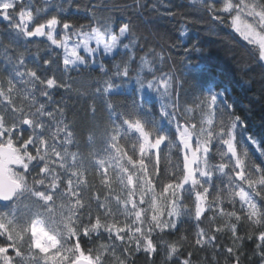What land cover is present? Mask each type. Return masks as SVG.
Instances as JSON below:
<instances>
[{
  "label": "snow or ice",
  "instance_id": "1",
  "mask_svg": "<svg viewBox=\"0 0 264 264\" xmlns=\"http://www.w3.org/2000/svg\"><path fill=\"white\" fill-rule=\"evenodd\" d=\"M193 2L206 6L220 23L227 17L217 13L229 14L230 26L258 48L264 61V0ZM137 6L147 7L139 0ZM49 7H34L33 0H0V21L7 22L8 29V44L0 41L5 61L0 72L6 73L0 80V264H130L134 253L151 257L158 244L166 245L168 260L193 264L192 253L181 252L187 236L171 242L153 239L156 233L178 231L182 216L195 221L198 249L218 250L217 233L227 230L232 244L224 251L231 264H240L241 246L253 238L255 254L264 264V139L247 134L246 122L236 115L226 90L209 88L192 102L194 107L183 110L182 120L172 100L174 78L154 69L145 53L139 67L146 75L138 73L136 78L139 96L123 111L106 104L109 123L99 133L98 148L99 126H94L86 157L67 120L63 96H56L71 90L65 76L80 65L94 64L91 58L98 52L132 60L137 47L133 26L120 21L115 31L112 17L105 15L106 0H92L87 6L95 26L73 23L47 12ZM40 37L62 49V59L46 58L42 64L33 60L29 67L15 46L22 39L33 42ZM127 60L115 65V77L129 78ZM121 84L108 78L95 91L109 96ZM157 99L163 101L159 119L154 113ZM92 112L95 120L94 107ZM160 121L166 122L164 127ZM161 145L179 153L175 163L164 157L163 170ZM253 148L259 153L255 160ZM90 172L99 177L103 198L85 199ZM114 184L120 186L119 193ZM244 225L255 233L241 235ZM94 240L99 241L96 247H89Z\"/></svg>",
  "mask_w": 264,
  "mask_h": 264
},
{
  "label": "trees",
  "instance_id": "2",
  "mask_svg": "<svg viewBox=\"0 0 264 264\" xmlns=\"http://www.w3.org/2000/svg\"><path fill=\"white\" fill-rule=\"evenodd\" d=\"M91 2L92 0H33V5L42 7L50 3L52 7H49L47 12L55 11L73 23L95 26V21L91 20L90 13L87 11V6ZM106 3L109 8L105 15L112 17V26L115 31L118 32L120 21L131 22L137 47L131 54L132 60L121 56L113 58V56L105 57L97 54L93 58L94 64L80 65L76 71L65 76V80L72 85L71 90L68 92L61 90V95H57L56 99L61 100L63 96L67 120L76 129L77 144L84 156H88V137L95 125L99 126L95 129V144L97 148L101 144L99 133L109 123L106 104L111 102L114 108L123 111L131 105L134 98L139 96L136 78L138 73L146 75L140 72L139 67L140 57L145 53H149L148 58L153 61L154 69L169 73L174 78L175 94L172 100L181 109L177 112L179 118L183 120L185 118L183 110L186 107H194L192 102L206 95L209 88L221 92L226 90L227 98L233 104L236 115L241 116L246 122L247 134L254 135L257 139H264V61L259 60V50L255 45L249 44L234 32L230 26L229 14L217 13L227 17L224 23H220L212 19L206 6L194 3L193 0H139L140 5L147 7H138L137 0H106ZM168 12L172 14L169 15ZM45 14L42 13V15ZM102 19L103 16H101ZM6 24L7 22L0 21V41L4 44H8ZM181 31H184L185 35L181 36ZM15 47L18 52L24 53L29 67H33V60L42 64L43 59H62L63 56L62 49L50 46V42L44 38H33V42L25 38ZM120 51L122 52L123 49ZM153 53L159 55L156 56ZM122 60H127L129 78L113 75L115 65L120 64ZM4 64V57L0 51V69L4 67ZM101 65H103V71H101ZM61 67H63L62 64ZM157 74L161 73L157 72ZM5 77L6 73L0 72V80ZM108 78L113 79L117 84H121V80L124 82L115 93L100 97L95 89ZM162 102L159 99L155 102L154 113L157 119H159L158 113ZM93 107L95 120L92 119ZM193 115L189 114L188 118ZM160 124L164 127L166 122L160 121ZM161 148L163 151L160 166L163 170L164 157L170 156L175 163L179 153L175 148L169 152L165 145H161ZM252 153L255 160L259 153H256L254 148ZM87 179L90 187L85 188V199L93 195L103 198L105 189L101 186L99 177L90 172ZM113 187L116 193L120 192L118 184H114ZM157 191H159V185H157ZM209 199H211V193ZM184 203L190 204L189 201ZM91 204L95 210V200H91ZM113 207H115L114 202ZM216 223H221L220 218H217ZM194 224L195 221L182 216L178 223V231L156 233L153 239L156 241L162 237L163 241L171 242L184 235L188 239L187 242H182L181 252L185 254L191 252L193 264H231V257L224 251V248L232 244L227 230L217 233L218 250H214L211 246L201 250L194 244ZM239 231L243 235L246 231L255 233L256 229L244 225ZM98 242L89 241L88 246L95 248ZM166 251L165 244H158L157 252L151 257L143 252L134 253L130 264H176L175 260L167 259ZM240 251L242 252L240 264H261V257L255 254V238L245 239ZM117 252H120L119 248Z\"/></svg>",
  "mask_w": 264,
  "mask_h": 264
},
{
  "label": "rangeland",
  "instance_id": "3",
  "mask_svg": "<svg viewBox=\"0 0 264 264\" xmlns=\"http://www.w3.org/2000/svg\"><path fill=\"white\" fill-rule=\"evenodd\" d=\"M233 29V28H232ZM234 30V29H233ZM235 32V31H234ZM235 33H237V32H235ZM238 34V33H237ZM239 35V34H238ZM240 36V35H239ZM40 38H43V37H40ZM44 39H46V38H44ZM73 39H75V38H73ZM246 41V40H245ZM70 43H71V41H70ZM92 47H95V44H94V42H93V44L91 45ZM80 52H81V54L82 55H85L84 53H83V49H80ZM97 54H102V52H98ZM96 54V55H97ZM103 55V54H102ZM105 56V55H104ZM110 56H112V55H108V56H105V57H110ZM93 58L94 57H92L91 58V60H93ZM89 64H93V63H91V62H89Z\"/></svg>",
  "mask_w": 264,
  "mask_h": 264
},
{
  "label": "water",
  "instance_id": "4",
  "mask_svg": "<svg viewBox=\"0 0 264 264\" xmlns=\"http://www.w3.org/2000/svg\"><path fill=\"white\" fill-rule=\"evenodd\" d=\"M10 167H15V166H10Z\"/></svg>",
  "mask_w": 264,
  "mask_h": 264
}]
</instances>
